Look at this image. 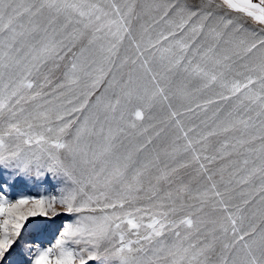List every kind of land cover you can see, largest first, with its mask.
Instances as JSON below:
<instances>
[{
    "label": "snow or ice",
    "instance_id": "snow-or-ice-1",
    "mask_svg": "<svg viewBox=\"0 0 264 264\" xmlns=\"http://www.w3.org/2000/svg\"><path fill=\"white\" fill-rule=\"evenodd\" d=\"M0 264H264V0H0Z\"/></svg>",
    "mask_w": 264,
    "mask_h": 264
},
{
    "label": "rangeland",
    "instance_id": "rangeland-1",
    "mask_svg": "<svg viewBox=\"0 0 264 264\" xmlns=\"http://www.w3.org/2000/svg\"><path fill=\"white\" fill-rule=\"evenodd\" d=\"M25 194H36L37 192H42V189L40 188H29L25 189Z\"/></svg>",
    "mask_w": 264,
    "mask_h": 264
}]
</instances>
